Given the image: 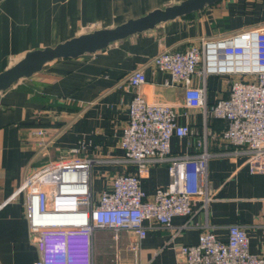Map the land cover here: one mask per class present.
I'll list each match as a JSON object with an SVG mask.
<instances>
[{
    "label": "crops",
    "instance_id": "obj_1",
    "mask_svg": "<svg viewBox=\"0 0 264 264\" xmlns=\"http://www.w3.org/2000/svg\"><path fill=\"white\" fill-rule=\"evenodd\" d=\"M181 1L0 0V72L28 51L113 27ZM259 26H264V0H219L93 53L47 62L40 71L1 91L0 264H33L38 258L25 217L24 195L9 199L36 168L78 148V155L93 159L91 186L95 195L115 174L135 171V165L125 160L120 140L129 103L137 92L150 102L173 106L179 114L178 122L190 125V135L171 138V154H193L199 150L196 143L205 140L206 148L214 154L207 164L213 199L207 215L197 201L190 226L171 241L169 229L156 223L141 239L130 231H121L114 239L111 231L96 230L92 237L93 263L135 264L131 250L135 242L137 264H184L180 245L196 243L206 224L222 240L227 238L228 225L244 224L250 251L259 252L264 244V173L250 172L245 155L227 153L233 147L218 137L224 124L209 112L217 98L228 96L229 77L207 76L204 112L202 108H186L183 90L169 85V74L157 70L151 62L164 49L184 50L204 37ZM139 67L145 75L144 84L138 88L118 85ZM37 129L44 133L37 135ZM167 165L156 162L141 178L145 198L150 199L158 186L167 185ZM186 220L175 215L172 224L178 226Z\"/></svg>",
    "mask_w": 264,
    "mask_h": 264
},
{
    "label": "built area",
    "instance_id": "obj_2",
    "mask_svg": "<svg viewBox=\"0 0 264 264\" xmlns=\"http://www.w3.org/2000/svg\"><path fill=\"white\" fill-rule=\"evenodd\" d=\"M151 62L169 74V85L183 90L186 108L204 112L207 76H228V96L217 98L209 110L224 124L218 137L233 147L227 153L245 155L250 172L264 173V26L204 37L184 50L164 49ZM144 83L139 67L118 85L138 88ZM178 116L173 106L150 102L137 92L129 103L120 140L125 160L135 165V171L115 174L98 195L91 186L93 159L78 155V148L24 178L9 199L24 195L25 217L39 253L33 264H94L92 237L96 230H109L114 239L121 231H130L141 239L156 223L169 229L171 241L190 226L197 201L207 215L213 199L207 164L214 154L205 140L196 143L199 150L193 154H171V138L192 133L188 123L178 122ZM43 133V129L36 130L37 135ZM39 146H44L42 141ZM156 162L168 164L169 181L148 199L140 181ZM261 204L264 215V198ZM175 215L187 220L175 226ZM131 250L137 264V243L131 244ZM179 252L184 264H264V244L259 252H251L244 224L228 225L225 240L217 238L206 224L198 241L180 245Z\"/></svg>",
    "mask_w": 264,
    "mask_h": 264
},
{
    "label": "water",
    "instance_id": "obj_3",
    "mask_svg": "<svg viewBox=\"0 0 264 264\" xmlns=\"http://www.w3.org/2000/svg\"><path fill=\"white\" fill-rule=\"evenodd\" d=\"M219 0H182L179 3L157 8L148 13L130 18L109 28H98L59 42L54 46L26 52L19 60L0 72V92L19 80L40 71L47 63L60 58H76L86 53L106 48L110 43L135 33L153 29L156 25L179 16L187 15Z\"/></svg>",
    "mask_w": 264,
    "mask_h": 264
}]
</instances>
